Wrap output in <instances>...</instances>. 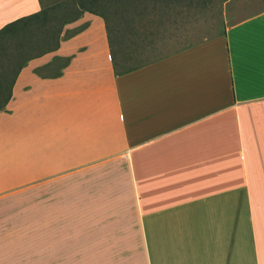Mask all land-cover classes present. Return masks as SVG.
<instances>
[{
    "label": "crops",
    "instance_id": "1",
    "mask_svg": "<svg viewBox=\"0 0 264 264\" xmlns=\"http://www.w3.org/2000/svg\"><path fill=\"white\" fill-rule=\"evenodd\" d=\"M39 8L0 0V28ZM82 24L0 110V201L45 189L96 225L48 264H264V9L120 74L104 19Z\"/></svg>",
    "mask_w": 264,
    "mask_h": 264
},
{
    "label": "rangeland",
    "instance_id": "2",
    "mask_svg": "<svg viewBox=\"0 0 264 264\" xmlns=\"http://www.w3.org/2000/svg\"><path fill=\"white\" fill-rule=\"evenodd\" d=\"M262 9L264 0H105L96 10L106 17L118 68L123 69L221 35L227 26ZM34 189L2 196L0 264H48L49 252L64 247L66 233L96 227L81 222L80 208L38 207L49 195ZM79 200L80 193L73 192L72 201Z\"/></svg>",
    "mask_w": 264,
    "mask_h": 264
},
{
    "label": "trees",
    "instance_id": "3",
    "mask_svg": "<svg viewBox=\"0 0 264 264\" xmlns=\"http://www.w3.org/2000/svg\"><path fill=\"white\" fill-rule=\"evenodd\" d=\"M105 0H38L39 10L18 17L0 28V110H3L12 95V86L19 71L33 58L55 51L60 42L77 33L84 24L68 29L66 26L77 20L83 12L100 15L106 26L114 72L120 74L131 68L119 69L111 44L106 17L97 7ZM108 1V0H107ZM142 1V0H140ZM61 61V63H60ZM68 58L55 57L54 66L66 65ZM49 64L36 68L43 74ZM60 74L59 69L52 76Z\"/></svg>",
    "mask_w": 264,
    "mask_h": 264
}]
</instances>
